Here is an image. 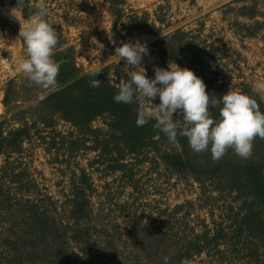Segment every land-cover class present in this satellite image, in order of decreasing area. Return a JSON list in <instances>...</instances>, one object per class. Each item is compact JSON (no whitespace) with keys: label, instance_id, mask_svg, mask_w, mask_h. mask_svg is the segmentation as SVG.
Instances as JSON below:
<instances>
[{"label":"rangeland","instance_id":"1","mask_svg":"<svg viewBox=\"0 0 264 264\" xmlns=\"http://www.w3.org/2000/svg\"><path fill=\"white\" fill-rule=\"evenodd\" d=\"M35 3L0 0V257L23 246L22 239L7 240L16 234L26 239L29 199L57 221L68 251L79 260L100 254L105 264H164L165 256L187 254L192 264H264V207L232 171L235 164H252L264 173V140H255L250 159L229 150L213 162L210 152L196 154L189 144L184 151L178 139L170 143L157 131L137 139L107 112L79 123L43 100L33 106L54 89L45 92L20 72L25 44L17 38L21 25L11 9L17 6L27 22ZM46 4L59 38L54 58L65 61L58 87L65 71L73 80L102 68L101 82L117 88L126 73L115 47L137 39L147 42L150 55L142 63L150 78L155 67L174 61L192 69L217 98L231 86L251 94L252 85L264 80V0ZM211 112L218 118V108ZM173 119L183 126L179 113ZM21 126L29 132L13 146L3 136ZM180 154L186 168L173 162ZM78 192L88 198L80 218L72 212ZM198 240L204 244L199 251Z\"/></svg>","mask_w":264,"mask_h":264},{"label":"clouds","instance_id":"2","mask_svg":"<svg viewBox=\"0 0 264 264\" xmlns=\"http://www.w3.org/2000/svg\"><path fill=\"white\" fill-rule=\"evenodd\" d=\"M22 3L18 0L17 6ZM17 6L11 9V17L18 20L21 27L17 38L25 44L26 58L18 67L26 79L43 91L58 89L57 77L65 61L54 58L59 43L58 34L49 17L46 0H37L34 12L27 22L17 15ZM110 41L115 44L112 34ZM163 35V34H162ZM150 55L147 42H121L115 47V56L125 61L123 72L117 84L118 91L114 100L122 104L137 106L138 127L153 122V127L164 133L170 143L175 144L177 137H185L196 154L210 152L213 162H219L229 150L241 159H250L254 142L264 140V80L255 82L251 94L232 86L229 91L217 98L206 91L204 80L192 69L181 67L174 61L167 68L155 67L154 78L147 75L142 61ZM102 69V68H101ZM94 71L93 76L101 71ZM99 79L90 81V87L98 88ZM159 97V103H153ZM258 98V99H257ZM45 99L36 98L33 106ZM218 108L219 116L214 118L211 109ZM175 113L183 118V126L174 121ZM169 264L170 257L163 258ZM180 264H192L185 257Z\"/></svg>","mask_w":264,"mask_h":264},{"label":"trees","instance_id":"3","mask_svg":"<svg viewBox=\"0 0 264 264\" xmlns=\"http://www.w3.org/2000/svg\"><path fill=\"white\" fill-rule=\"evenodd\" d=\"M114 12L119 15L118 9ZM92 73H85L70 80V75L65 71L63 78L60 80L62 85L58 89L49 92L43 99L44 103L51 107L55 106L63 112L64 116L70 117L79 123H84V121L107 112L117 123L128 129L130 128L131 131L134 130L137 139L148 136L147 133L152 132V130L162 133L153 127L154 121L138 127L136 124L138 113L132 108L131 104L117 103L114 100L113 97L118 91L114 85L101 82L98 88L90 87L91 80L99 79V73L96 77ZM258 103H260L261 111H264V104L259 100ZM28 132L27 127L21 126L20 128L11 129L3 137H9L7 141H12L11 145L17 146L18 135H25ZM1 133L2 131H0ZM177 139L185 151V147L189 144L187 138L178 136ZM172 157L173 162H180L183 168H186L185 155H173ZM232 171L238 178V184L249 188L250 195L264 207V173L252 164H235ZM1 191L2 187L0 186V196ZM78 194L79 192L76 195L74 193L72 212L77 218H80L88 211V198L83 194L80 196ZM26 201L29 205L24 207L27 237L24 239L22 235L16 234L13 239H8L7 242L12 243L22 239L20 244L23 243V246L21 249H17L13 255H4L6 258L0 257V264H105L102 262L104 260L100 254L89 255L83 260H79L71 251H68V246L65 244L68 237L66 232L58 227L57 221L41 211L35 203H29V199H26ZM254 213L255 216H258L255 210ZM247 215L249 214L245 213L242 217L247 218ZM72 236L76 237L74 234ZM197 242V251H199L204 244L199 243V240ZM185 257H187V254H180V257L173 256L169 262L178 263Z\"/></svg>","mask_w":264,"mask_h":264}]
</instances>
